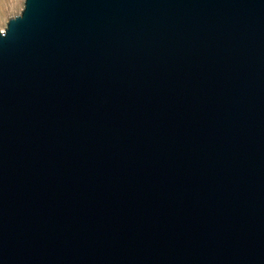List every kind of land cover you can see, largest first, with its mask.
Segmentation results:
<instances>
[{"label": "water", "instance_id": "obj_1", "mask_svg": "<svg viewBox=\"0 0 264 264\" xmlns=\"http://www.w3.org/2000/svg\"><path fill=\"white\" fill-rule=\"evenodd\" d=\"M0 264H264V0H24Z\"/></svg>", "mask_w": 264, "mask_h": 264}, {"label": "rangeland", "instance_id": "obj_2", "mask_svg": "<svg viewBox=\"0 0 264 264\" xmlns=\"http://www.w3.org/2000/svg\"><path fill=\"white\" fill-rule=\"evenodd\" d=\"M2 1V2H1ZM0 30H4L9 19L20 14L24 0H1ZM1 32V31H0Z\"/></svg>", "mask_w": 264, "mask_h": 264}, {"label": "bare ground", "instance_id": "obj_3", "mask_svg": "<svg viewBox=\"0 0 264 264\" xmlns=\"http://www.w3.org/2000/svg\"><path fill=\"white\" fill-rule=\"evenodd\" d=\"M0 1H1V0H0ZM1 2H2V1H1ZM0 6H1V5H0ZM1 10H3V9L0 8V11H1ZM0 14H1V13H0ZM1 15H2V14H1ZM0 25H1V24H0ZM1 32H2V31H1Z\"/></svg>", "mask_w": 264, "mask_h": 264}, {"label": "snow or ice", "instance_id": "obj_4", "mask_svg": "<svg viewBox=\"0 0 264 264\" xmlns=\"http://www.w3.org/2000/svg\"><path fill=\"white\" fill-rule=\"evenodd\" d=\"M0 31H2V30H0Z\"/></svg>", "mask_w": 264, "mask_h": 264}]
</instances>
